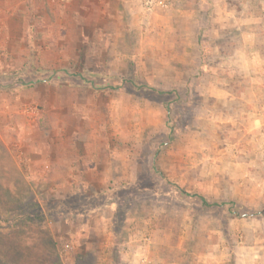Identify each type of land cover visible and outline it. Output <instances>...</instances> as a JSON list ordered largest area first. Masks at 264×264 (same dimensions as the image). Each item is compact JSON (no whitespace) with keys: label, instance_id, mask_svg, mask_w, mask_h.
<instances>
[{"label":"rangeland","instance_id":"obj_1","mask_svg":"<svg viewBox=\"0 0 264 264\" xmlns=\"http://www.w3.org/2000/svg\"><path fill=\"white\" fill-rule=\"evenodd\" d=\"M145 1L0 0V264H264V0Z\"/></svg>","mask_w":264,"mask_h":264},{"label":"crops","instance_id":"obj_2","mask_svg":"<svg viewBox=\"0 0 264 264\" xmlns=\"http://www.w3.org/2000/svg\"><path fill=\"white\" fill-rule=\"evenodd\" d=\"M151 1H152V0H149V1L146 0L144 4H145V5H151ZM159 4L162 5V6H164V7H167L165 4H164V5L162 4V1H161V0H160ZM244 100H245V99H244ZM244 100H243V98H239V97H237V101H238L241 105H243V103H244L243 101H244ZM241 102H243V103H241Z\"/></svg>","mask_w":264,"mask_h":264},{"label":"trees","instance_id":"obj_3","mask_svg":"<svg viewBox=\"0 0 264 264\" xmlns=\"http://www.w3.org/2000/svg\"><path fill=\"white\" fill-rule=\"evenodd\" d=\"M40 118H42V122H40V124L39 125H41L42 126V128H46V126H43L44 125V121H43V116H40ZM43 124V125H42ZM204 202V201H203ZM262 214L264 215V211H262Z\"/></svg>","mask_w":264,"mask_h":264}]
</instances>
